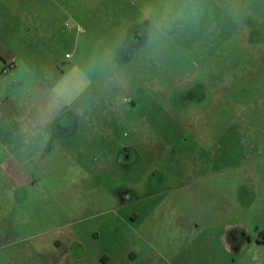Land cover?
<instances>
[{
    "label": "rangeland",
    "instance_id": "rangeland-1",
    "mask_svg": "<svg viewBox=\"0 0 264 264\" xmlns=\"http://www.w3.org/2000/svg\"><path fill=\"white\" fill-rule=\"evenodd\" d=\"M19 3L57 8L21 76L56 140V223L107 264H264V0Z\"/></svg>",
    "mask_w": 264,
    "mask_h": 264
},
{
    "label": "crops",
    "instance_id": "crops-1",
    "mask_svg": "<svg viewBox=\"0 0 264 264\" xmlns=\"http://www.w3.org/2000/svg\"><path fill=\"white\" fill-rule=\"evenodd\" d=\"M19 1L0 0V264H107L95 230L71 218L56 223V140L39 117L45 103L34 94L42 90L24 89L21 76L35 75L36 44L48 45L57 8L46 7L47 19L38 21L36 8ZM242 191L247 198L250 190Z\"/></svg>",
    "mask_w": 264,
    "mask_h": 264
},
{
    "label": "flooded vegetation",
    "instance_id": "flooded-vegetation-1",
    "mask_svg": "<svg viewBox=\"0 0 264 264\" xmlns=\"http://www.w3.org/2000/svg\"><path fill=\"white\" fill-rule=\"evenodd\" d=\"M140 33L138 31H135V34L133 35L134 39L138 42L140 41L141 37H140ZM128 48H131V49H136L137 48V44H133V43H129L128 44ZM133 105V104H132ZM157 147V146H156ZM128 152V148L126 149V153ZM216 160L214 159L213 160V165L212 167L209 165L206 169V180H202V184L203 183H206V185L209 187V189L213 192H215V189L217 188V186H219V183L218 184H215V174L217 172V170L219 171L221 169V165H217L215 164ZM218 164H220V161L218 160L217 161ZM227 167H230V166H227ZM226 168V166L224 167ZM244 184V183H243ZM198 186H200L198 183H197ZM216 185V186H215ZM203 186V185H202ZM201 187V186H200ZM227 202V201H226ZM234 234L232 232H228V235H227V239L230 240L232 238ZM258 244L264 246V232L260 235V237L258 238L257 240ZM150 247H152V245H150Z\"/></svg>",
    "mask_w": 264,
    "mask_h": 264
},
{
    "label": "built area",
    "instance_id": "built-area-1",
    "mask_svg": "<svg viewBox=\"0 0 264 264\" xmlns=\"http://www.w3.org/2000/svg\"><path fill=\"white\" fill-rule=\"evenodd\" d=\"M5 72H7V70H5Z\"/></svg>",
    "mask_w": 264,
    "mask_h": 264
}]
</instances>
